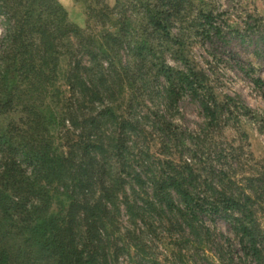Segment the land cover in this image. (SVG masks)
I'll use <instances>...</instances> for the list:
<instances>
[{
	"label": "trees",
	"instance_id": "16d2710c",
	"mask_svg": "<svg viewBox=\"0 0 264 264\" xmlns=\"http://www.w3.org/2000/svg\"><path fill=\"white\" fill-rule=\"evenodd\" d=\"M193 1H116L93 34L56 0H0V264H216L204 251L216 236L217 264H264L251 198L172 158L184 135L157 113L145 132L136 112L137 96L169 114L188 96L218 127L224 108L186 46L220 27L202 10L186 22Z\"/></svg>",
	"mask_w": 264,
	"mask_h": 264
},
{
	"label": "rangeland",
	"instance_id": "374dc122",
	"mask_svg": "<svg viewBox=\"0 0 264 264\" xmlns=\"http://www.w3.org/2000/svg\"><path fill=\"white\" fill-rule=\"evenodd\" d=\"M56 1L73 24L87 33L99 34L102 23L107 21L100 16L101 9L108 8L107 12H112L110 21L118 11L113 9L116 1H120L119 6L132 7L137 0ZM184 7L182 15L186 22L202 10L212 13L214 24L220 27V34L210 33L208 38L193 35L187 42L186 54L192 65L209 79L224 108L222 119L217 128L205 129L198 103L188 96L182 97L176 112L171 114L164 113L154 98L151 102L144 96H137V115L145 117L142 120L145 132L150 131L157 120L153 113L171 123L176 133L185 138V147L176 152L172 150V158L182 155L202 169L203 178L213 177L215 183L220 179L221 185L231 194L250 197L257 222L264 230V0H194L184 3ZM132 19L135 21V14ZM105 23L107 28L109 22ZM3 33L0 18V38ZM165 63L181 69L180 63L169 55L165 56ZM253 79H260L263 87L257 88ZM149 143L150 154L158 155L157 142ZM207 225L215 235L221 234L230 240L232 247L236 245L229 224L216 219ZM215 239L217 243L224 242L220 236ZM215 244H207L204 248L207 263H218Z\"/></svg>",
	"mask_w": 264,
	"mask_h": 264
}]
</instances>
